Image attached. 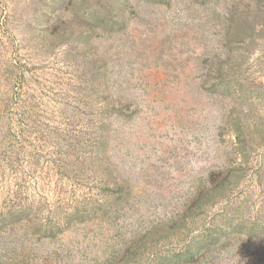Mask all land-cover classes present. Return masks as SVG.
Masks as SVG:
<instances>
[{"label": "rangeland", "instance_id": "obj_1", "mask_svg": "<svg viewBox=\"0 0 264 264\" xmlns=\"http://www.w3.org/2000/svg\"><path fill=\"white\" fill-rule=\"evenodd\" d=\"M113 1L0 0V264H264V0Z\"/></svg>", "mask_w": 264, "mask_h": 264}, {"label": "trees", "instance_id": "obj_2", "mask_svg": "<svg viewBox=\"0 0 264 264\" xmlns=\"http://www.w3.org/2000/svg\"><path fill=\"white\" fill-rule=\"evenodd\" d=\"M117 2H119L120 4H118ZM112 7L113 9H115L116 12H113V10H110L111 13H109L111 15V17H113V19L115 20L114 23H117V24H114L115 26L117 25V27L121 30L122 28H124V13H123V10L125 9V5L120 1V0H114L113 3H112ZM106 21L102 20L101 21V24H105ZM264 25V24H262ZM215 72L216 74H221L223 75L224 72L222 71V68H220V65L219 66H216L215 67ZM99 72H100V76L101 78H104V73L103 71L99 68ZM218 78H221V77H218ZM13 220H10V222H8V224H5V226L3 228L2 227V223H4V221H2V223L0 222V230L2 231V229L8 227V225H13L14 223ZM1 231H0V234H1ZM157 231V234L159 236L160 234V231L159 230H156ZM208 235L212 236V233L211 231L208 232ZM159 239V240H158ZM160 241V237H158L157 239L155 238V240L151 241L152 243L150 244L151 246H154ZM145 238H142L141 240H138V241H132V244H131V247L128 248V251L123 253L122 255V259H127L131 262H134V263H138V262H141V260L143 259V257L147 256L152 250L153 248H146L145 246ZM141 244V247H137V252H135V247L140 245ZM144 245V246H142ZM134 248V253L131 251L132 249ZM131 254H132V258H131ZM130 256V257H129ZM188 260V259H187ZM185 260L184 262H182L183 264H196L195 262H193V260H189L187 261ZM187 261V262H186ZM122 262V261H121ZM121 262H118L116 264H122ZM114 264V263H113Z\"/></svg>", "mask_w": 264, "mask_h": 264}]
</instances>
